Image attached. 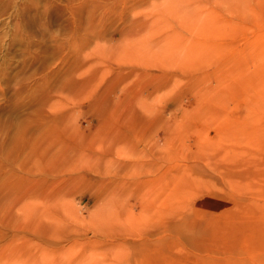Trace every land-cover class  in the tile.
Listing matches in <instances>:
<instances>
[{"label": "rangeland", "instance_id": "1", "mask_svg": "<svg viewBox=\"0 0 264 264\" xmlns=\"http://www.w3.org/2000/svg\"><path fill=\"white\" fill-rule=\"evenodd\" d=\"M0 264H264V0H0Z\"/></svg>", "mask_w": 264, "mask_h": 264}]
</instances>
